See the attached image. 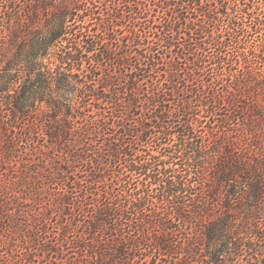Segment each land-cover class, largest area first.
<instances>
[{"label":"trees","instance_id":"trees-1","mask_svg":"<svg viewBox=\"0 0 264 264\" xmlns=\"http://www.w3.org/2000/svg\"><path fill=\"white\" fill-rule=\"evenodd\" d=\"M0 264H264V0H0Z\"/></svg>","mask_w":264,"mask_h":264},{"label":"rangeland","instance_id":"rangeland-1","mask_svg":"<svg viewBox=\"0 0 264 264\" xmlns=\"http://www.w3.org/2000/svg\"><path fill=\"white\" fill-rule=\"evenodd\" d=\"M42 24H43V22H42ZM50 230L52 232H54V231H57V228L55 227V225L54 226L53 225H50Z\"/></svg>","mask_w":264,"mask_h":264}]
</instances>
